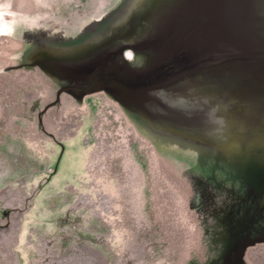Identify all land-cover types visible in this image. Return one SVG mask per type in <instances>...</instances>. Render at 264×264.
I'll use <instances>...</instances> for the list:
<instances>
[{"label": "rangeland", "instance_id": "374dc122", "mask_svg": "<svg viewBox=\"0 0 264 264\" xmlns=\"http://www.w3.org/2000/svg\"><path fill=\"white\" fill-rule=\"evenodd\" d=\"M137 2L0 0L24 23L0 36V264H264V105L243 113L208 75L157 92L189 125L102 93L42 115L45 62Z\"/></svg>", "mask_w": 264, "mask_h": 264}, {"label": "water", "instance_id": "95a60500", "mask_svg": "<svg viewBox=\"0 0 264 264\" xmlns=\"http://www.w3.org/2000/svg\"><path fill=\"white\" fill-rule=\"evenodd\" d=\"M159 1L138 0L128 16L129 23L120 28L125 33L130 28L135 35L142 29L138 23L144 21V12L155 18L149 31L152 37L139 41L135 48L130 47L145 53L143 65L108 66L116 59V54L111 53L98 62L62 64L61 71L84 78L98 73L109 94L123 108L133 111L160 108L166 114L162 118L166 123L174 117L164 106L172 107L161 101L157 92L196 77H218L216 81L231 94L228 98L239 101L247 115L256 106L264 105V0H166L159 11L149 15L148 9ZM186 76L189 79L183 80ZM66 89L59 90L57 100L42 113L54 107ZM185 116L190 121L174 119L186 125L195 121ZM38 118L41 122L40 115Z\"/></svg>", "mask_w": 264, "mask_h": 264}, {"label": "flooded vegetation", "instance_id": "af4514ba", "mask_svg": "<svg viewBox=\"0 0 264 264\" xmlns=\"http://www.w3.org/2000/svg\"><path fill=\"white\" fill-rule=\"evenodd\" d=\"M166 0L159 1L158 4L155 2V6L150 7L148 10L149 15L152 14V12H156L165 4ZM152 5V4H151ZM147 12H144L143 22H139L142 26V29H140L137 34L133 35V32H131V29L129 28L127 33L125 31H121L120 28L124 27L125 24L129 23V18H125L124 22L117 27H113V18L107 17L104 22H100L99 24H95L94 28L91 32V37H93L94 41H91L90 44L86 45L83 49L74 47L72 49L65 48L66 50L69 49L70 53H77L75 55H83L79 58H49L45 63H47V67L45 68V75L48 79H50L52 82H55V84L58 85V89L56 90L54 101L57 100V92L59 90H65L66 88H73V89H66L61 95L63 94H70L71 100H86L89 96L94 94H104L105 100H111L116 102L119 106H121L116 100L115 97L109 94L107 90V85H103L102 81L99 77V74L97 73L95 76L91 77H73L70 75H66L61 71V65L62 64H69V65H76V64H83L86 62H98L101 61V58L105 55L114 53L116 54V59L114 61H111L108 63V66H111L113 64H123L126 63L127 65L136 68L143 65V63L146 60L145 53L139 52L133 49H130V47H136V43H138L141 40L149 39L152 36L149 35V31L152 29V21H154L153 16H147ZM132 33V34H131ZM90 39H88L90 41ZM87 40V41H88ZM78 51V52H77ZM66 52L61 53L60 56H63ZM129 52V56L126 57V53ZM54 56V54H49ZM190 76H186L183 80L189 79ZM182 81V80H181ZM59 96L58 102L54 107H56L58 104H60V98ZM52 102V103H53ZM44 113H42L43 115ZM40 115V118L41 116ZM125 118H127L126 115H124ZM109 138H104V143H102V150L109 152ZM100 148V147H99ZM105 152V153H106Z\"/></svg>", "mask_w": 264, "mask_h": 264}, {"label": "bare ground", "instance_id": "6f19581e", "mask_svg": "<svg viewBox=\"0 0 264 264\" xmlns=\"http://www.w3.org/2000/svg\"><path fill=\"white\" fill-rule=\"evenodd\" d=\"M81 2L82 0H60V11H62L63 13H65L66 10H68L69 8H71L72 5H74L73 8H75L76 6V11H74L76 14L79 13L81 11ZM80 3V4H79ZM78 5V6H77ZM74 13V15H76ZM8 14L6 12L0 11V36L1 37H6V36H10L12 33V30L15 26H17L18 24H24L22 21H17L15 19L13 20H8ZM13 17V16H12ZM21 29L17 28L16 31L19 32ZM31 31V30H29ZM32 32V31H31ZM30 32V33H31ZM165 111L170 114L172 117L176 118V119H184L187 121H190V118H185L186 116L183 115L182 113L178 112L175 109L172 108H168L166 106H164ZM244 254V249H241L238 258H241Z\"/></svg>", "mask_w": 264, "mask_h": 264}, {"label": "clouds", "instance_id": "9594fccd", "mask_svg": "<svg viewBox=\"0 0 264 264\" xmlns=\"http://www.w3.org/2000/svg\"><path fill=\"white\" fill-rule=\"evenodd\" d=\"M0 7H3V5H0ZM128 56H129V52L126 53V57H128Z\"/></svg>", "mask_w": 264, "mask_h": 264}]
</instances>
